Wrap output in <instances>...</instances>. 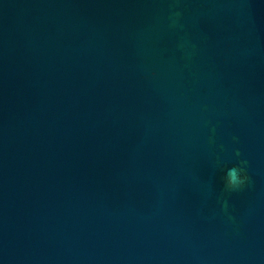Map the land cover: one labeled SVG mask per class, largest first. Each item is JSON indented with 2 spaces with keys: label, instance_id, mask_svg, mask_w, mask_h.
<instances>
[{
  "label": "water",
  "instance_id": "water-1",
  "mask_svg": "<svg viewBox=\"0 0 264 264\" xmlns=\"http://www.w3.org/2000/svg\"><path fill=\"white\" fill-rule=\"evenodd\" d=\"M0 264H264V0H0Z\"/></svg>",
  "mask_w": 264,
  "mask_h": 264
},
{
  "label": "clouds",
  "instance_id": "clouds-1",
  "mask_svg": "<svg viewBox=\"0 0 264 264\" xmlns=\"http://www.w3.org/2000/svg\"><path fill=\"white\" fill-rule=\"evenodd\" d=\"M240 171L241 169H237V168H231L228 170L227 184L230 188L239 186L240 184L244 182L243 179L239 175Z\"/></svg>",
  "mask_w": 264,
  "mask_h": 264
}]
</instances>
